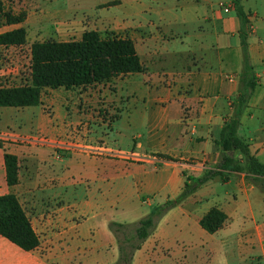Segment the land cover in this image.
<instances>
[{"label":"crops","instance_id":"crops-1","mask_svg":"<svg viewBox=\"0 0 264 264\" xmlns=\"http://www.w3.org/2000/svg\"><path fill=\"white\" fill-rule=\"evenodd\" d=\"M110 2L117 5L106 8L119 9L116 20L125 23L115 35L134 42L144 69L114 78L116 89L125 84V93L120 98L117 90L112 93L119 100L120 112L110 133H114L129 100L139 104L145 116L135 125L128 124L134 131L131 129L124 146L115 139V133L114 139L105 135L99 145L135 154L145 161L90 157L73 148L60 156L51 140L43 146L0 141V196L12 193L17 197L39 240L35 250L25 252L0 235V264H114L118 251L108 230L109 222L139 220L154 206L179 194L184 182L182 172L200 176L218 160L215 140L230 115L242 65L240 23L232 0H106L100 6ZM242 4L251 23L249 56L258 85L241 118L239 135L248 142L251 154L264 164V0H242ZM256 6L261 8L260 16L252 8ZM23 23L1 26L5 30L0 33L20 28ZM13 48L0 46V51L6 53ZM28 53L30 65V49ZM1 60L0 87L21 81L18 64L11 68ZM25 81L30 84V74ZM132 82L134 88L129 90L126 86ZM58 90H49L46 103ZM64 91L66 117L62 126H52L49 131L37 121L35 125L28 123L32 126L29 129L23 123L17 127L16 116L22 113L23 117L27 107H1L11 110L0 111V133L28 136L29 130L39 129L57 136L68 133L71 140V135L78 134L74 131L77 125L82 124L81 135H86L90 114L80 113L78 107L93 99L91 90ZM101 96L111 101L103 91ZM12 109H17V114ZM4 154L16 156L19 162V183L13 187L5 181ZM53 162L62 165L57 167ZM77 188L84 191L83 200L74 197ZM101 190L113 193L122 219L97 222L96 207L89 195ZM211 208L227 217L224 227L214 234L199 225ZM230 250L243 264H264V193L238 173H233L226 184L218 178L207 182L170 210L135 253L132 264H149L153 258L167 264H190L204 258V264H210L216 257L227 260Z\"/></svg>","mask_w":264,"mask_h":264},{"label":"trees","instance_id":"trees-1","mask_svg":"<svg viewBox=\"0 0 264 264\" xmlns=\"http://www.w3.org/2000/svg\"><path fill=\"white\" fill-rule=\"evenodd\" d=\"M117 5L110 2L102 8ZM231 7L239 20L241 72L237 94L230 103V115L220 129L215 145L219 150L216 164L200 176L187 175L179 194L154 206L151 211L132 223L111 221L108 230L117 244L118 258L114 264H132L133 257L153 234L161 219L173 208L181 205L207 182L218 178L226 184L233 173L244 174L245 179L264 193V164L250 152L248 142L239 135L241 118L248 108L257 87V78L249 56L251 23L243 9L242 0H232ZM26 19L25 12L13 13L0 0V26L19 25ZM26 42V31L20 27L0 33V46L19 47ZM30 84L0 87V108L34 107L40 104L44 89L65 90L103 84L114 78L141 73L144 69L134 42L113 33L102 36L96 31H85L80 40L34 42L30 46ZM1 147V144H0ZM159 157L175 161L169 156ZM5 181L8 187L19 183V162L16 156L4 154ZM226 215L211 208L199 221L208 234L221 230ZM0 235L25 252L35 250L39 240L17 197L10 193L0 196Z\"/></svg>","mask_w":264,"mask_h":264},{"label":"rangeland","instance_id":"rangeland-1","mask_svg":"<svg viewBox=\"0 0 264 264\" xmlns=\"http://www.w3.org/2000/svg\"><path fill=\"white\" fill-rule=\"evenodd\" d=\"M5 3V8L7 10L14 11L15 14L19 12L26 13V20L22 24V27L26 31V42L21 47H16L8 52L0 51V60L2 63L10 64L11 68L15 67V63L19 66V75L22 77L21 81L15 82L12 81L9 85L10 87L23 86L28 85L29 81L25 80L29 79V63H28V50L30 49V45L34 42H42L53 40L57 42H68V41H77L80 39L81 34L85 31H96L100 33L102 36H105V33H113L117 34L121 28L124 26L123 23H119L116 18L120 15V11L117 8H102L100 5L105 3L106 0H3ZM93 2V3H92ZM73 5L74 7H71ZM253 5V4H252ZM256 8L258 15H261V8L258 6L252 7ZM1 27V26H0ZM5 29H0V32ZM121 36V33H118ZM6 54V55H5ZM5 55V56H4ZM10 57V59L7 58ZM117 79H112L108 82L98 85H92L86 87L84 89L77 88L76 92H85L89 89L91 90L90 95L93 97L92 100L87 104L80 103L79 111L80 113H88L89 115V130L86 132V135H81L83 131L84 125H77V129L74 130L77 134L71 135V140L68 139L70 130L68 129L66 135L57 136V133L47 132L41 130H29L28 136L26 137H37L43 136L48 140H51L54 145L53 150L57 152L60 156H64L69 151H63L62 149L56 148L55 143L57 142H72V147L74 143L78 148H73L77 152L87 154L90 157H95L94 155L85 153L86 151L82 149L84 146L88 145H96L103 140L105 135H109L110 138H113V134L115 133V139H117L118 143L123 146L126 141L129 139V135L131 134V129L129 128V123L135 125V121H141L143 116H145L144 109L134 101H130L125 103L121 114V118L116 122L114 133L111 134L113 122L119 116V105L118 101L115 100L112 96V93H115L117 90V98H120V94L125 93V84L121 83L116 89ZM103 86V87H101ZM129 90L134 88V83H129L126 86ZM104 88V90H103ZM108 88V90L106 89ZM55 89L56 96L50 98L49 104L46 103L48 94H50V89H44L42 91V104H39L34 107H27L23 109L24 116L22 117V113L17 115L15 119V125L20 127L23 123L24 125H28L31 122L32 125H35L37 121L42 123V126L47 128L49 131L52 129V126H62L64 119L66 117V107L65 97L62 96V93L65 92V89L59 88ZM73 90V89H71ZM105 92V94H109V100L106 101L105 98L101 96V92ZM70 92V91H69ZM100 92V93H98ZM66 94V92H65ZM123 96V95H122ZM69 108V106H68ZM67 108V111L69 110ZM3 110H11L8 108H0V111ZM11 112H16L17 109H12ZM20 110V109H18ZM22 112V111H19ZM53 112V114H52ZM26 115H30L27 117ZM38 119V120H37ZM28 125V129L31 126ZM23 125V126H24ZM73 131V129H72ZM134 129L132 130L133 133ZM140 134L141 131H139ZM117 134V136H116ZM81 135V136H80ZM114 139V138H113ZM113 140H110L112 142ZM96 143V144H94ZM117 143V144H118ZM121 147V146H120ZM71 152V151H70ZM104 157V156H101ZM108 158V157H107ZM144 159L140 161H128V162H137L142 163ZM57 167L62 164H58L53 162ZM21 179L23 180V176L21 173ZM76 192L73 193L76 200H83L85 198V193L81 188H77ZM91 197L93 204L95 205L94 213H97V222H101L105 218H114V219H122L120 213L122 212L119 209V205H115L113 201V193H105L103 190L94 192L93 195H89ZM116 221V220H115ZM229 255H227L226 259L214 258L210 264H243L239 258L238 254L232 253L230 250ZM205 259L195 260L190 262V264H204ZM149 264H167L166 260H157L153 258ZM209 264V263H208Z\"/></svg>","mask_w":264,"mask_h":264},{"label":"built area","instance_id":"built-area-1","mask_svg":"<svg viewBox=\"0 0 264 264\" xmlns=\"http://www.w3.org/2000/svg\"><path fill=\"white\" fill-rule=\"evenodd\" d=\"M0 141L2 142H12L16 144H33V145H46L49 143V140L43 136L37 137H26V136H18L9 133H0ZM56 148L62 149L63 151H71L72 143L71 142H57L55 143ZM80 146L73 145V148H78ZM81 148V147H80ZM88 154L94 156H104L111 159H118L124 161H139L140 158L132 153H125L120 150L113 151L108 149L104 145H88L82 147Z\"/></svg>","mask_w":264,"mask_h":264}]
</instances>
